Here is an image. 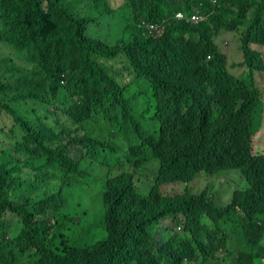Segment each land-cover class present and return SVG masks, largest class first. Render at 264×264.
<instances>
[{
    "label": "trees",
    "instance_id": "16d2710c",
    "mask_svg": "<svg viewBox=\"0 0 264 264\" xmlns=\"http://www.w3.org/2000/svg\"><path fill=\"white\" fill-rule=\"evenodd\" d=\"M89 1L99 16L111 18L115 12L108 0ZM124 4L130 20L110 43L86 33L99 21L84 6L75 4L73 10L63 0H0V42L22 60L8 58L4 65L10 52L0 53V108L24 131L13 149L0 146V264H17V254L24 251L39 263L48 257L55 264H175L196 249L210 253L215 264H264V143H259L262 152L250 155L254 137L264 132L255 126L264 99L258 87L225 75L224 53L216 42L225 40L224 32L226 48L240 39L245 63L263 70L251 43L264 44V0ZM196 9L204 20L195 24L173 18L159 37L141 26L145 18L156 21ZM144 92H150L149 108L162 123L154 148L164 181L148 194H134L109 172L102 192L105 234L72 244L59 228L60 214L66 195L73 196L83 182L85 156L94 157L107 144L104 128L98 126L109 122V136H117L121 128L114 129L116 123L123 117L134 122ZM26 98L46 105L44 113L22 115L13 103ZM138 129L136 124L134 132ZM25 169L52 189L40 198L34 189L21 190ZM232 169L247 186L225 192L220 175ZM169 182H180L184 191L167 196L182 201L186 194L190 212L182 232H170L159 241L168 254L157 262L150 258L151 251L159 252L144 225L164 212L159 185ZM15 193L21 194L19 202ZM75 207L70 230L87 214L79 203ZM5 210L23 221L16 238L6 234Z\"/></svg>",
    "mask_w": 264,
    "mask_h": 264
},
{
    "label": "rangeland",
    "instance_id": "374dc122",
    "mask_svg": "<svg viewBox=\"0 0 264 264\" xmlns=\"http://www.w3.org/2000/svg\"><path fill=\"white\" fill-rule=\"evenodd\" d=\"M110 1V0H109ZM76 2L70 6L73 10L77 9L75 6ZM88 11L91 14H95L96 11L92 6L87 7ZM127 11L125 8H121L116 13L114 18L113 26L110 27V30L115 29V24L117 20H122V23L127 19ZM109 18L107 16H100L97 18L98 21L102 23L101 26H91L86 30L88 35H100L105 37L106 35L109 38V41L115 42L123 33L125 25L130 20V17L124 23L119 32L108 33L107 30V21ZM225 38L224 41H227V32L223 34ZM217 44L219 45L221 50L226 51L228 59L230 61H237L236 55L239 57L240 61H243V53L241 51L240 45L241 41L237 38L235 43L227 44V48L224 47L223 42L217 38ZM238 51L235 44H238ZM258 45V44H255ZM259 51L264 54V46H258ZM0 44V53H9L12 54L17 61L19 59L10 49ZM239 54V55H238ZM117 65H121L122 63L119 61L115 62ZM240 70H238L239 72ZM261 88L264 90V73L261 74ZM150 92H144L140 99H138L136 106V112L134 113L135 119L132 122V118L129 121H125L124 117L121 119V123H116L114 129L118 130L117 136H109V132L106 127L109 125V122L103 121L99 124L98 128H104L103 134L106 138L107 144L105 146H100V149L96 153L94 157L85 156V159L81 163V167L84 168L82 175V184L77 187V190L73 193V202L80 204V209L87 212L86 216L83 217L81 225L75 228L73 234L70 230V224L72 223L71 218L72 214L70 213V209H65L63 213L60 215V230L65 231L70 235V242L72 244H83L84 242L90 243L92 240L96 238H101L105 232L101 225V221L104 218L106 212V205L103 200V183L106 175L111 172L112 174L119 173L120 170L128 171L129 163L128 159L130 156L127 154L126 149L132 145H138L140 143V139L134 129L136 128V124L139 125L142 131H149L150 133H154L155 131V123L152 121L149 116L152 114V109L149 108L150 102ZM16 106L19 110L27 117H34L36 114H42L44 112V106L31 99L21 100L16 103ZM257 124V120H255V125ZM13 125V120L11 116L3 109L0 108V127L10 128ZM264 130V122L259 131ZM23 134L22 129L19 126L14 128L13 132L8 130L1 131L0 130V142L5 146H11L14 142L21 138ZM255 145H253L254 152L259 153L262 152L263 146L259 145V143H264V132L257 134L254 137ZM105 163V164H104ZM153 163L155 165V170L152 175L146 176L140 184H138L139 190L143 194H148L150 187L154 182V177L156 170L158 168V160L156 158L151 159L149 165ZM223 175H220L221 180V188L225 192H233L236 188H245L247 186L246 180L241 176L238 170L232 169L224 171ZM26 182L23 185V189H34L36 193V197L40 198L42 196V191L44 188L41 177L35 175L30 171H26L23 175ZM222 177V178H221ZM225 180H227L225 182ZM193 184H197L196 181H193ZM160 189L164 193H176L183 192L184 190L181 188L180 183H171L166 185H160ZM12 195V194H11ZM14 198L19 202L20 201V193L13 194ZM67 201L69 207H72V202L70 197H67ZM5 221L7 223V230L10 231V235L12 238L14 237L15 231H17L23 221L14 213H7V210L4 212ZM73 219V218H72ZM169 222V221H168ZM10 226V227H9ZM43 247H46L43 245ZM71 252L75 253L74 248H68ZM42 262H37L36 256L32 252H22L17 254L16 260L17 264H55V262L47 257L41 258Z\"/></svg>",
    "mask_w": 264,
    "mask_h": 264
},
{
    "label": "clouds",
    "instance_id": "9594fccd",
    "mask_svg": "<svg viewBox=\"0 0 264 264\" xmlns=\"http://www.w3.org/2000/svg\"><path fill=\"white\" fill-rule=\"evenodd\" d=\"M63 1H65L69 6H72L75 2L77 3V5L84 6L86 8L88 6H92L95 9L96 13L91 14L89 11L88 12L91 15L96 16L97 18H100L96 8L91 4V2L89 0H63ZM216 1L217 0H213L214 3ZM109 3L112 6V8L115 10V12L113 13L111 18H109L107 21H105L107 23L108 33L119 32L120 29L122 28V26L124 25V23L127 21V19L129 17H131L130 8L128 5L124 4V0H110ZM121 8H125V10L127 11V14H128L127 19L123 23H122V20H120V19L117 20V23L115 24V29L110 30V27L113 26L116 13ZM194 14L198 15V20H194L192 18V15H194ZM173 18L177 19V20H184L186 22H192V23L197 24L200 21L204 20L205 17L199 9H196L195 11H193L190 14L185 13L183 10H178L173 15L162 17L161 19L156 20V21L149 20V19L145 18L141 21V26L143 27L144 31L147 34H152L155 37H159L164 33L166 26L170 23V21ZM149 24L158 25V28L151 30V29H149V26H148ZM101 25H102V23L99 21L97 26L99 27ZM224 33H226V32H224ZM105 38L108 40V42L113 43V39H112V41H109L110 37H108L107 35L105 36ZM226 43H227V41H223V45L225 48H226ZM0 44H1V42H0ZM255 44H258V45H255ZM1 45H3V44H1ZM235 45L237 47L234 49H237V51H238L239 43L235 44ZM259 45L264 46V44H260V43H251V47L254 48L256 51H258V53L261 55V58L264 62V54L259 51V49H258ZM221 51L224 53V55H222V57H223L222 58V68H223L225 75L230 79L238 80V81L244 82L245 84L252 85L254 88L258 87L261 90L262 97L264 99V90L261 88V84L259 81V80H261V74L264 73V69L263 70L252 69L251 67H249L245 63L246 59L243 58V61H240V59L237 55H236L237 61H230L228 59L226 51H224V50H221ZM13 53L16 55V57L19 59V61H17L16 58L12 54L9 53L6 57H4L5 58L4 65L9 63V61H7V63H6V59H8V58H12L17 63L22 62L19 53L16 50H14ZM208 58H210V55L208 56ZM238 70H240V71L238 72ZM65 79H66V76L63 74L61 81L64 82ZM27 99H31V98H26V99H22V100H27ZM31 100H34V99H31ZM20 101H18V102H20ZM34 101L39 102L37 100H34ZM18 102H14L13 105L19 110V108L16 106V103H18ZM39 103H41V102H39ZM41 104L44 106V111H45L46 105H44L43 103H41ZM19 112L22 115H24L20 110H19ZM8 114L11 116V118L13 120V125L10 128L0 127V130L1 131L8 130L10 132H13L14 128L16 126H19L22 129V127L19 124L15 123L12 115L10 113H8ZM42 114H36V116L42 115ZM25 117H27V116H25ZM34 117H27V118H34ZM149 118L152 121H154V123H155L154 133H150L149 131H142L139 127V129L136 131V134L138 135V137L140 139V143L138 145L129 146L126 149L127 154L130 156V158L128 159L129 170L128 171L120 170L119 173H116L118 175V179L121 180L122 182H124V184L129 185L130 188L132 189V191L134 192V194L142 193L139 190L138 184H140L141 181L146 176L153 174V172L155 170V165L153 163H151L149 165V163H150L151 159L158 157V155L156 154L154 145L158 141L157 134L159 132V129L161 128L162 123L159 119V116L156 115L154 112H152V114L149 116ZM256 120H257V124L255 126L261 128L262 123L264 122V108L260 110ZM22 131H23V129H22ZM82 133H83L82 131L79 132L80 135ZM23 134H24V131H23ZM23 134H22V136H23ZM22 136L20 139L16 140L14 142V144L11 146H5L1 142H0V146L2 148H6V149H13L16 146L17 142H19L22 139ZM250 155L252 157H255L257 155V153L254 152V148L250 151ZM26 171H28V170L25 169L24 173ZM224 173H226V172H224ZM163 181L164 180L162 179L161 174L156 170L154 182H153L152 186L150 187V190H152L159 182H163ZM171 183H180V182L161 183L160 185L162 187V185L171 184ZM48 184H49V182H48ZM43 185H44V188H43L42 194H43V192L52 189L51 185H47V184H43ZM160 185H159V187H160ZM20 189L27 191V189H23V186ZM150 190H149V192H150ZM161 191H162V189H161ZM176 193H181V192H176ZM167 194H170V193H164L163 192V194L160 195L161 205L164 206V208H165L164 212L160 216L155 218L152 222L148 223L147 225H144V231L152 238V240L155 243L154 248L157 250V252H159V253H156V252L151 251L150 258H151V260H154L157 262L159 260L165 261L164 258H167V254H168L167 251H164V252L162 251L163 249H162L159 241L166 234H168L170 232H182L183 231L182 221H183L184 217L187 214H189V212H190V206H189L190 197H188L186 194H184L182 197L183 200L180 201L176 197L175 198H169L167 196ZM35 195H36V193H35ZM67 197H70V200L72 202V207H69ZM65 209H70L69 211L72 215L77 212V209L75 207V202H73V196H72L71 192H69L66 195V207H65ZM63 211L61 213H63ZM7 213H10V212H7ZM16 216H17V218H19L18 215H16ZM78 219L79 218L77 217L76 220L78 221ZM257 219H258V217L255 216L254 221ZM72 223H73V219H72ZM20 228L17 231H15V234H14L15 238H16L15 235L20 230ZM70 228H71V226H70ZM75 228H77V227H72V230H71L72 234H73ZM6 234L11 237L10 233H6ZM68 236L70 239L69 234H68ZM85 243L86 242H84L83 244H85ZM83 244H75V245H83ZM202 252H203V250L196 249L191 254L181 257V259L175 264H215V259L213 258V256L210 253L202 254ZM233 258H234V256H233ZM220 263L225 264V262L223 260H221ZM232 264H234V263H232Z\"/></svg>",
    "mask_w": 264,
    "mask_h": 264
},
{
    "label": "built area",
    "instance_id": "2783aa9c",
    "mask_svg": "<svg viewBox=\"0 0 264 264\" xmlns=\"http://www.w3.org/2000/svg\"><path fill=\"white\" fill-rule=\"evenodd\" d=\"M192 18L194 19V20H198V15L197 14H194V15H192ZM149 26V29H155V28H158V25H155V24H149L148 25Z\"/></svg>",
    "mask_w": 264,
    "mask_h": 264
}]
</instances>
